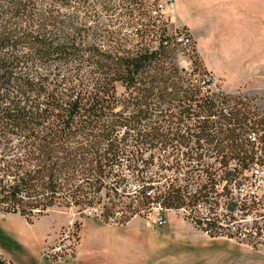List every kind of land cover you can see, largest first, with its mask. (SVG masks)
Listing matches in <instances>:
<instances>
[{
    "label": "trees",
    "instance_id": "1",
    "mask_svg": "<svg viewBox=\"0 0 264 264\" xmlns=\"http://www.w3.org/2000/svg\"><path fill=\"white\" fill-rule=\"evenodd\" d=\"M81 1L0 0V210L32 223L54 207L100 206L108 224L117 213L128 221L215 194L234 177L226 115L215 96L184 83L165 23L129 0L127 14L146 18L127 23L132 39L109 31L111 45L60 43L59 12Z\"/></svg>",
    "mask_w": 264,
    "mask_h": 264
},
{
    "label": "rangeland",
    "instance_id": "2",
    "mask_svg": "<svg viewBox=\"0 0 264 264\" xmlns=\"http://www.w3.org/2000/svg\"><path fill=\"white\" fill-rule=\"evenodd\" d=\"M141 1L149 6L150 10L160 9L162 18L158 19L165 23L168 35L172 39L171 44L175 48L173 57L177 67L184 74V83H190L191 86L198 88L199 81L212 77L213 83L226 91L223 88L222 78L210 72L207 66V63L216 66L226 74V6L224 0H177V5H175V0ZM231 1L246 4L247 12L249 10L257 11V16L261 17L263 21L262 43L264 44V0ZM128 2L129 0H83V4L82 1L77 5L72 4L60 10L57 20L61 22H57L53 28L54 33H56L60 43L69 42L74 38L77 43L81 42L82 46L90 44L111 45L109 43V31H122L123 36L120 35V38L132 39L134 31L128 27L127 23L133 24L143 16L137 10L127 14L124 7L129 5ZM82 5L83 8H80ZM176 6L181 15L186 18L190 20L198 18L196 21H199V19L204 20L209 22L211 27H216V31L212 35L213 38H211L213 42L209 40V46L213 43L221 45L220 55L208 54L205 55L204 59L199 54L196 41L189 29L182 24ZM91 7L96 9L97 14H90L89 9ZM230 12H232V9H230ZM259 13H261V16ZM128 15L133 16L128 17ZM143 18L146 19L145 16ZM89 27H92L93 32L88 30ZM196 27H199L198 24H196ZM185 30L189 32L192 44L186 47L182 45L174 46V37ZM234 32L233 28L232 33ZM240 38L239 35L237 38H230L229 46L232 44L238 45L241 42ZM237 54L229 56L227 61L228 66V63H230L237 70V72L231 74L230 78L233 82L238 80L237 65L244 57L243 53ZM118 92L122 94L124 89L119 87ZM202 93H205V91L202 90ZM160 153L161 158L165 160L170 153V149L164 147ZM165 167L167 166L165 165ZM120 169L128 177V181H131V174L126 163H123ZM163 173L166 177L172 175L170 170H164ZM134 186L133 183H128L129 190L133 189ZM159 212L160 208L157 207L128 221H126V215L123 216L122 213H117L111 217L108 224H97L91 221H102L104 214L100 206L88 207L82 211L78 207H54L34 218L32 223L28 222L26 217L21 216L19 213H5L0 210V256L14 264H42L41 255L43 254V258L48 264H72L75 255L69 260H49L44 257L45 250L72 221L79 230V238L83 230L81 244L74 261L75 264H147L144 262L143 241L149 239L152 246H158V243H153L152 234L154 231L163 233L161 230L158 231L156 226V218ZM165 216L170 225L189 224L183 215L177 211H167ZM174 243L175 241L167 244L165 242V246ZM198 246L200 251L195 254L196 261L194 259L190 260V258L181 260L184 257L181 254L185 253L172 249L171 252H174L172 258L168 257L167 260L162 257V259H157L155 262L148 264H264V235L257 238L255 236L246 237L243 240L226 238V242L221 243L220 247L217 245L216 247L207 246V242L199 240ZM161 247L163 246L161 245ZM46 263L44 262V264Z\"/></svg>",
    "mask_w": 264,
    "mask_h": 264
},
{
    "label": "built area",
    "instance_id": "3",
    "mask_svg": "<svg viewBox=\"0 0 264 264\" xmlns=\"http://www.w3.org/2000/svg\"><path fill=\"white\" fill-rule=\"evenodd\" d=\"M154 18H162L160 9L152 10ZM174 43L182 46L192 44L188 31L174 37ZM167 43H165L166 45ZM199 87L207 96L216 97L217 105L226 115V172L232 179L216 185V193H209L193 205L179 210L160 207L156 224H168L167 211L181 213L186 221L211 238L262 237L264 235V100L250 94L246 89L228 92L213 83L212 77L199 81ZM225 102V104H223ZM235 116L245 119L244 124L227 122ZM215 132V131H214ZM234 134V137H231ZM206 148V145L203 146ZM199 166L196 163V168ZM200 172V169H199ZM197 171L195 175L197 176ZM203 182L206 176L202 175ZM192 194L196 186H192ZM261 239V238H260ZM79 243V230L69 222L56 240L45 250L49 260H69L75 255ZM261 244L260 242H258Z\"/></svg>",
    "mask_w": 264,
    "mask_h": 264
},
{
    "label": "crops",
    "instance_id": "4",
    "mask_svg": "<svg viewBox=\"0 0 264 264\" xmlns=\"http://www.w3.org/2000/svg\"><path fill=\"white\" fill-rule=\"evenodd\" d=\"M176 1L177 0H175V5H177ZM224 5L226 6V74L225 72H221L216 66L209 65L205 60L208 69L210 72H213L215 75H217V77L222 78L224 84L223 88H225L226 91L235 92L238 89H246L250 94L262 97L264 96V44L262 43V18L257 16V11L249 10L247 12L246 4H238L236 1L233 2L231 0H224ZM230 9H232V12H230ZM176 11L178 16H180L182 19V24L187 27L189 32L193 35L196 41L197 50L199 54L204 57V59L205 55L208 54H221V45L213 43L211 46H209V40H213L211 38H213L212 35L216 31V27H211L210 23L205 22L204 20L199 19V21H196L198 18L193 20L186 18L185 16L181 15L180 11L177 9V6ZM259 15L261 16V13H259ZM196 24H198L199 27H196ZM233 28L235 30L234 33H232ZM238 35L241 37V42L238 45L232 44L229 46L230 38H237ZM237 53H243L244 57L239 65H237L239 71L238 80L237 82H233L231 81L230 77L231 74H234L237 72V70H235L236 68H233L230 63H228V66L227 61L229 60V56L238 55ZM91 222L105 224L99 220H92ZM156 226L158 227V231L161 230L163 232L161 234L160 232L156 233L154 231L152 234V241L155 244L158 243V246H152V242L149 241V239H144L143 241L144 262L147 264L155 262L157 259H162V257L167 260L168 257L172 258L174 256V252H171L172 249H175L176 251L180 250L185 253L181 254V256H184L181 260L190 258V260L194 259V261H196L197 257H195V254L196 252L200 251L198 249L199 240L207 242V246L212 247H216V245L220 247L221 243L224 244V242H226V238L207 237L194 226L187 223L176 225H170L168 223L163 227H159L158 225ZM82 232L80 234V240L76 248L75 257L72 261V264H75L74 261L82 240ZM173 241H175L174 244L165 246V242L167 244L172 243ZM161 245L163 247H161ZM41 256V263H46L47 261H45L43 258V254Z\"/></svg>",
    "mask_w": 264,
    "mask_h": 264
}]
</instances>
